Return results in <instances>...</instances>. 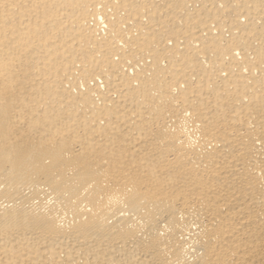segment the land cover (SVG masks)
<instances>
[{
  "label": "bare ground",
  "instance_id": "bare-ground-1",
  "mask_svg": "<svg viewBox=\"0 0 264 264\" xmlns=\"http://www.w3.org/2000/svg\"><path fill=\"white\" fill-rule=\"evenodd\" d=\"M0 264H264V0H0Z\"/></svg>",
  "mask_w": 264,
  "mask_h": 264
}]
</instances>
